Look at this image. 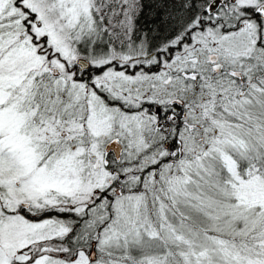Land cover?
I'll list each match as a JSON object with an SVG mask.
<instances>
[{
    "label": "snow or ice",
    "instance_id": "snow-or-ice-1",
    "mask_svg": "<svg viewBox=\"0 0 264 264\" xmlns=\"http://www.w3.org/2000/svg\"><path fill=\"white\" fill-rule=\"evenodd\" d=\"M0 264H264V0H0Z\"/></svg>",
    "mask_w": 264,
    "mask_h": 264
}]
</instances>
